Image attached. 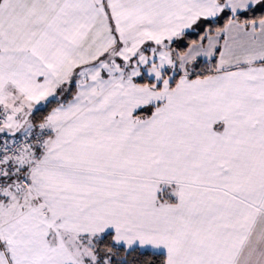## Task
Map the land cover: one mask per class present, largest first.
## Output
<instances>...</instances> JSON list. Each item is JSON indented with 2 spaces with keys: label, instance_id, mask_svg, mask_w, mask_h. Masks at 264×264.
Masks as SVG:
<instances>
[{
  "label": "snow or ice",
  "instance_id": "obj_1",
  "mask_svg": "<svg viewBox=\"0 0 264 264\" xmlns=\"http://www.w3.org/2000/svg\"><path fill=\"white\" fill-rule=\"evenodd\" d=\"M0 264H264V0H0Z\"/></svg>",
  "mask_w": 264,
  "mask_h": 264
}]
</instances>
